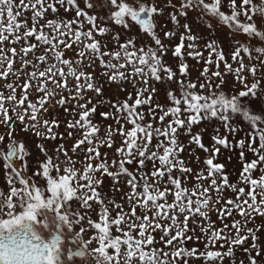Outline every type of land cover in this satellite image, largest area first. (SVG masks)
Instances as JSON below:
<instances>
[{
    "label": "snow or ice",
    "instance_id": "obj_1",
    "mask_svg": "<svg viewBox=\"0 0 264 264\" xmlns=\"http://www.w3.org/2000/svg\"><path fill=\"white\" fill-rule=\"evenodd\" d=\"M84 4L88 10H105L108 16L89 15L79 7L78 0H0V80L6 81L3 87L9 93L0 91V126L7 129L6 133H0V144L6 138L8 141L7 150L0 149L8 187L7 192L0 190V264H77L78 261L190 264L193 259L202 260L203 264H224L226 258L235 264V252L241 248L248 264H258L262 250L257 233L261 226L247 225L257 215L264 217V111L256 112L252 108L253 101H260L264 108V60L260 59L264 56V0H180L178 6L167 0L163 7L142 0H97L95 4L84 0ZM225 6L229 9L227 13L222 10ZM166 8L173 9L169 19L177 28L181 27L180 18H186L188 11H198L201 19L204 16L216 19L232 34L246 35L248 41L233 40L231 63L218 43L209 41L205 44L208 59L203 60L204 53L197 44L200 37L192 34L185 22L179 43L172 47V56L179 61L177 78V72L163 60L169 46L156 32L155 17L163 16ZM61 9L65 13L74 11V17H61ZM49 11L54 19L47 18ZM29 12L31 25L26 16ZM42 20L45 22L41 23ZM109 21L126 32L132 30L129 21L134 22L154 46L145 42L137 47L136 36L121 43L120 34H111L106 26ZM205 26L212 28L210 22ZM106 35H111L116 50L108 49L107 41L96 39ZM176 35L173 30L163 32L164 39ZM252 40L258 43L252 44ZM41 47L44 51L36 55ZM185 48L188 58L205 64L200 73L203 83L188 78ZM66 51H73L75 59L66 58ZM30 54L33 59L28 58ZM245 57L250 62L247 65ZM253 60L258 63H251ZM97 63L102 70L99 83L94 75ZM221 63L223 74L219 71ZM211 64L217 70L209 76ZM29 68L32 70L27 71ZM87 68L93 72L86 71ZM245 72L253 78L251 84ZM226 75L234 76L242 90L226 93ZM9 79L18 82L9 83ZM152 82L178 86L179 95L171 89L166 93L171 106L153 104L157 89ZM105 83L116 84L121 92L127 91L124 84L131 83L135 98L128 92L123 101H109L103 96ZM89 91L100 97L96 103L92 97L86 98ZM32 95L37 96L35 102L29 98ZM48 104L53 109L59 106L71 116L66 121V137L58 131V116L42 118L48 113ZM69 104L71 108L67 107ZM101 106H108L109 111L100 112V117L117 125L115 128L108 125L103 137L101 126L93 123ZM144 106L147 112L142 110ZM148 117L151 119L144 123ZM236 118L248 126L247 130L234 123ZM211 120L219 121L227 134L221 136L216 128L211 146H206L205 130L194 133L193 127ZM17 122L20 131L31 133L39 140L54 142L57 138H74L79 133L71 152L82 154L83 161L73 159L63 143L56 146L54 156L48 154L43 144H37L45 159L37 162L32 176H26V158L31 153L23 141L15 139ZM240 132H244L242 139L229 141V135L235 137ZM115 135L122 138L121 145L115 148L120 159L109 162L108 154L102 155L100 148H113ZM181 135L188 137L187 145L180 141ZM222 148L240 150L239 162L243 167L236 183L230 182L225 164L215 162ZM195 149L207 155L202 161L204 167L194 171L182 154L188 150L199 165L201 158L195 155ZM246 151L255 158L247 161ZM231 160L229 156V163ZM14 161L23 163L15 166ZM78 162L80 169L75 167ZM149 163L151 170L145 171ZM126 165L136 167L130 170ZM257 171L260 174L254 178ZM36 178L44 184H38ZM105 178L111 180L113 194L123 193L120 202L114 195L109 197L100 191ZM190 178L194 183L189 188ZM122 179L128 192L120 187ZM226 190L233 192L235 199H225ZM221 203L220 208H215ZM125 204L129 211H125ZM137 209L144 214L138 215ZM212 210L222 227L217 228L211 220ZM233 213L241 220H233L231 225L224 223ZM93 214L97 220L92 219ZM190 221L194 227H189ZM197 229L200 235L196 234ZM89 232L92 235L85 239ZM156 232L160 233L159 238L154 235ZM249 239L250 246L244 247ZM189 241L203 242L204 250L187 248ZM93 243L97 246L90 247ZM218 243L220 249L227 250H217ZM158 244L163 247H157Z\"/></svg>",
    "mask_w": 264,
    "mask_h": 264
},
{
    "label": "rangeland",
    "instance_id": "obj_2",
    "mask_svg": "<svg viewBox=\"0 0 264 264\" xmlns=\"http://www.w3.org/2000/svg\"><path fill=\"white\" fill-rule=\"evenodd\" d=\"M92 2L95 4L97 2V0H92ZM129 2H131V0H129ZM142 2H144V3H155L158 7H163L167 3V0H142ZM254 2H258V0H254ZM78 3H79L80 8L85 9L86 11L89 12V15L96 14L98 17L102 16L105 18L108 16L107 11H105V10H99L97 8H93L91 10L86 9L85 4H84V0H78ZM172 3L178 6L180 4V0H172ZM222 10L225 11L226 13L229 12V9L226 6L223 7ZM172 11H173L172 8H166L164 13H163V16H156L155 20L157 22V28H156L157 34L162 39L163 43L166 46H169V51L163 57V60H164L165 64H167L168 66H170L173 69V71L177 72V78H179V73H178L179 61H178V59L173 58L172 47H174L177 43H179V34L184 31L182 25L185 22H187L189 24V26L192 30V34L200 37V39L197 41V44L199 46V49L201 51H203V53H204L203 60L208 59V51L205 50V44L209 41H216L218 43V45L223 49L225 56L229 58L230 63H231L230 53L232 51H234L233 40H239L241 42H247L248 41V38L246 37V35H244V34H232L227 26L220 25L216 19H213L209 16H204L203 19H201L200 17L202 14L198 11H188V15L186 18H180L181 27L177 28V26L172 24L170 19H169V13ZM59 15L61 17H67L68 19H72L74 17L75 13H74V11L65 13L61 9ZM26 16L29 18V25H31V19H30L31 13L30 12L26 13ZM47 18L48 19H54L55 16L49 11V13L47 14ZM243 19L244 18L241 17V20H243ZM44 22L45 21H43V20L41 21V23H44ZM207 22L211 23V25H212L211 29H209L208 27L205 26V24ZM98 23L104 24V21L98 20ZM129 23L132 24L131 32H126L125 29H123L120 26H116L115 24L111 23L110 21L106 24V26L109 27L111 34H113V35L116 33L120 34V42L121 43L124 42V40L127 37L136 36L137 37V39H136L137 47H140L145 42L148 44H152L154 46V42L151 41V38L148 37L147 34L140 33L139 26L135 25L134 22H131V21H129ZM85 27L87 28L90 26L85 25ZM169 30L176 31L177 35L171 39H164L163 32L169 31ZM96 39L101 40L102 42L107 41L108 42L107 48L110 50H116V48H117L116 43L111 40V35H106L104 37L96 36ZM185 43L187 44V41ZM251 43L257 44L258 42L256 40H252ZM11 46H14V45H6V47H11ZM43 51H44V49L42 47L39 48L38 51L36 52V55L41 54ZM187 51H188L187 48H185L184 49L185 61L189 65V68H188L189 76H188V78L191 79L192 81L198 80L200 83H203L204 78L200 77V73L203 71L205 64L203 62L197 63L196 60L188 58L187 57ZM253 55H256V54L253 53ZM28 58L33 59L31 54L29 55ZM66 58L75 59L74 52L73 51H66ZM106 59H107V57H106ZM260 59L264 60V56H261ZM213 60H215V57H213ZM249 63L250 62L248 61L247 57H245V64L247 65ZM251 63H258V62L256 60H253V61H251ZM15 67L18 69L20 67L19 63H17L15 65ZM43 67L44 66L41 65V70H43ZM233 67L235 68V67H237V65L233 64ZM208 68H209V76L211 75V73L213 71L217 70L215 67V64L208 65ZM31 70H32L31 68L27 69V71H31ZM85 70L88 72H93V69H91V68H87ZM101 71L102 70L100 69V67L97 63V67L95 69L94 75L96 76L98 83L101 79V76H100ZM219 71L222 74L225 72L223 63L220 64ZM244 75L248 77V83L251 84L253 78L247 72H245ZM262 75H264V73H262ZM20 79L22 80L23 76ZM224 79L227 82L226 85L224 86V91L226 93H228L229 95L233 94L234 92L238 93L240 90H242V85H240L239 83H236L234 76L226 75L224 77ZM7 82L11 83V82H18V81H15L14 79H9ZM216 82H219L218 78H217ZM5 83H6V81L0 80V91H4L5 95H7L9 93L3 87V85ZM71 83L72 82L70 81V86H71ZM152 83H153V86L156 87V89H157V92H156L155 97L153 99V104H160V105L164 106L165 108L171 106V102L167 99L166 93L169 89H171V90L175 91L177 95H179L178 86L175 83H167V84L166 83H155V82H152ZM140 86L142 87L143 85H140ZM123 87L126 88V90H127L126 92L119 91L116 84L105 83L104 84V93H103L104 98H106L109 101H113V102L116 101L117 99L123 101L124 99L127 98L128 92L133 93V98H135V90H134L131 83L124 84ZM262 88H264V84H262ZM205 94H207V93L205 92ZM64 95H67V93H64ZM85 96H86V98L92 97L93 103H96L97 100L100 99V97H95V94L91 91L87 92L85 94ZM29 98L35 102L37 99V96L32 95ZM57 99H59V96H57ZM53 103H55V102L53 101ZM129 103H131V101H129ZM6 106L11 107L10 105H6ZM91 106L92 105H89V107H91ZM46 107L48 108V113L43 115L42 118L43 119H51L53 115L58 116L59 120H60V127H59L58 131L60 133H64L65 137H66L67 136L66 121L71 119V116L65 114L63 109L60 108L59 106H57L55 109H53L52 105L48 104V105H46ZM67 107L71 108V104L67 105ZM252 108L256 112L264 111V108H261V102L260 101H253L252 102ZM142 110L147 112V106H144ZM104 111H109V107L108 106L99 107L97 110V113L93 119V123H96V124L101 126V131H100L101 137L104 136L108 125H112L114 128L117 127V125L115 124V122L113 120H111V119L103 120V118L100 117L99 113L104 112ZM150 119H151L150 117L146 118L144 123H148V121ZM168 119H170V117L165 120V122H164L165 124H167ZM234 123H238V124L243 125L245 130H247L248 126L246 124H244V122L242 120H240L239 118H236V120H234ZM16 127H17V132L14 134L15 139L17 141H23L26 149L31 153V155L26 158L27 159V165H28V170L26 172L27 176H32L33 173L37 169V162L43 161L45 159L44 155H42L40 150L37 148V144H43L45 146V148L48 149V154L54 156L55 155L54 149L56 148V146L63 143L65 145V147L69 150V155L72 156L73 159H75L77 161H83V159H84L83 155L79 154V152L77 154H73L71 152L72 145L75 143V140L79 138V133H77L74 138H71V139L65 138L64 140L57 138V140H55L53 142V141L39 140L37 137H35L31 133H25L23 131H20L19 129L21 126H20L19 122L16 123ZM127 127L130 128L131 125H127ZM216 128H219V133L221 136H224L227 134L225 132V129L223 128V126L217 120L203 121L198 126L193 127V132L194 133L200 132L202 129L205 130L203 132V143L206 146H211V143H212L211 136L215 134ZM6 132H7V129L3 126H0V133H6ZM243 136H244V132H240L235 137L229 135L228 139L230 142L235 143L236 141L242 139ZM179 139L182 143L187 145L188 137L181 135L179 137ZM113 140L115 141L113 148H108L106 146L100 148V152L102 155L104 153L108 154L109 162H111L113 159H115L117 161H119V159H120L118 156L115 155V148L119 147L121 145L122 138L119 135H115L113 137ZM7 143H8V141L6 138L5 143L0 144V149L6 150ZM155 143H156V141L154 140L153 144H155ZM83 147L86 148L87 145H84ZM191 147L195 148V145H192ZM239 151L240 150L238 148L233 150V151H229V150L222 148L221 152L218 156V159L215 161L217 163L225 164V166H226L225 171L229 176L230 182H232V183H236L238 181L239 173L243 167V165L239 162ZM195 155L200 156L201 164L198 165L195 163L194 157L189 155L188 150H186L182 154V158L186 162H189L188 166L192 167L194 169V171L198 170L201 167H204L202 164V161L206 157L207 154H205L200 149H195ZM229 156L232 157L231 163H229V161H228ZM254 158L255 157L250 152L246 151V160L247 161H251ZM60 159L61 160L64 159L63 155H61ZM3 163H4L3 160L0 159V190L7 192L8 187L6 184V176H5V170L3 168ZM93 163H96V161H94ZM75 167L80 169L81 163L78 162L75 165ZM126 167H128L130 170H134L136 166L135 165H126ZM111 170L115 171L116 169L113 168ZM150 170H151V164L149 163L148 167L145 169V171H150ZM259 174L260 173L257 171L254 174V178L258 177ZM174 175H178V173H174ZM36 179H37L38 184H40V185L44 184L43 180H40L39 178H36ZM193 183H194V181L190 178L189 182H188V187L190 188ZM204 183L207 184V181H205ZM17 186L19 187V185H17ZM238 186L245 187V190L246 191L248 190L246 185L240 184ZM110 187H111V180L109 178H105L104 185H103L102 189H100V191L107 193L109 197H112L114 195L115 200L117 202H120L121 196L123 195V193L116 192L115 194H113L110 190ZM120 187L124 190V192L129 191V189L125 186L123 179L121 180ZM223 196L225 199H228V198L235 199V194L233 192H231L230 190H226L223 193ZM213 199H215V194H213ZM258 199H259V197H258ZM168 200H169V202H171L172 197L169 196ZM222 203L216 204L215 208H220L222 206ZM125 211H129L126 204H125ZM137 214L143 215L144 213L141 212L139 209H137ZM112 215L115 216V212H113ZM209 215H210L211 220L215 222V226L217 228L223 226L221 224V221L217 217V213L214 210L210 211ZM92 219L97 220L98 219L97 215L93 214ZM180 220L183 221V216L180 217ZM233 220H241V217L237 213H233V215L231 217H228L224 221V223L231 225V222ZM241 222L243 223V221H241ZM162 223H168V221H162ZM257 225L261 226L260 231L257 233V235L259 238L258 239V245L260 246V248L262 250L261 255L259 257H257V260H258V264H264V217L257 215L255 217L254 222L249 223L247 226L249 228H255ZM189 227H194V225L192 224L191 221L189 222ZM189 234H191V233H189ZM196 234L200 235L199 229H197ZM91 235H92V232H89L88 234H86L84 236V238L88 239ZM154 235H156V237L159 238L160 233L156 232V233H154ZM250 244H251V240L249 239V241L244 245V247H249ZM96 246L97 245L95 243H93L90 247H96ZM156 246L157 247H163L162 244H158ZM185 246L189 249H191L192 247H197L201 251L204 250L203 242L196 243L195 241H189V242H187V244ZM165 250H168V249H165ZM217 250L226 251L227 249L226 248L220 249L219 243H218L217 244ZM252 255H255V252H253ZM240 261H244V264H248L247 255L243 252L242 248L237 249L235 252V264H240ZM77 264H82V262L78 261ZM92 264H94V262H92ZM190 264H203V261L198 260V259H193L190 261ZM224 264H230V262L227 258L225 259Z\"/></svg>",
    "mask_w": 264,
    "mask_h": 264
},
{
    "label": "water",
    "instance_id": "obj_3",
    "mask_svg": "<svg viewBox=\"0 0 264 264\" xmlns=\"http://www.w3.org/2000/svg\"><path fill=\"white\" fill-rule=\"evenodd\" d=\"M6 150H7V149H6ZM6 150H5V151H6ZM21 163H22V161H14L15 166H19ZM25 175L27 176L26 173H25Z\"/></svg>",
    "mask_w": 264,
    "mask_h": 264
}]
</instances>
